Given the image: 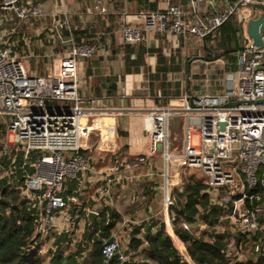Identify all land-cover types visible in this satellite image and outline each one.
<instances>
[{
  "label": "built area",
  "instance_id": "2783aa9c",
  "mask_svg": "<svg viewBox=\"0 0 264 264\" xmlns=\"http://www.w3.org/2000/svg\"><path fill=\"white\" fill-rule=\"evenodd\" d=\"M251 4H264V0H237L235 6L206 24L190 23L180 5L170 4L163 11L145 14L141 27L125 25L122 36L133 44L141 43L147 32L205 39L235 14L245 27L259 13L248 7ZM0 8L12 11L19 22L50 19L53 48L50 54L35 55L50 58L46 73L36 74L30 65L35 56L17 53L18 42L11 40L17 27L0 34V123L6 128L0 150V214L5 192L18 191L21 202L36 215L32 240L40 254L52 258L58 250L57 240L63 237H67L60 248L63 256L78 247L86 253L81 233L88 214L94 213L96 220L103 212L101 205L113 206L115 183L147 165L148 156L119 159L118 128L105 110L94 107L95 100L80 96L79 61L97 55V42H77L71 34L69 46L56 52V33L70 25L66 15L45 12L37 4L26 8L21 0H2ZM260 99H264V49L250 43L237 53V70L226 72L214 90L201 96L172 98L167 105L151 107L144 115L151 137L150 155L161 152L165 163L162 188L166 229L174 233L173 189L179 182L172 178L169 165L176 161L181 170L199 171L212 201L226 208L213 226L202 224L203 230H195L185 222L184 228L212 244L220 243L219 235H227L224 253L231 264H264V103H257ZM175 117L184 123L182 146L173 144ZM92 135L98 140L94 152L105 154L101 159L115 157L100 170H92L86 156L93 151L89 143ZM88 172L95 175V181H89L95 192L85 205L78 184ZM132 225L138 221L122 217L112 235L114 242L105 243L106 261L119 252L124 261L136 263L126 256L119 237L121 230ZM237 234L245 238L240 240ZM186 260L194 264L187 255Z\"/></svg>",
  "mask_w": 264,
  "mask_h": 264
},
{
  "label": "crops",
  "instance_id": "0c3cea01",
  "mask_svg": "<svg viewBox=\"0 0 264 264\" xmlns=\"http://www.w3.org/2000/svg\"><path fill=\"white\" fill-rule=\"evenodd\" d=\"M236 3L237 0H21L23 7L28 8L37 4L45 12L68 17L69 27L56 33V52H61L69 46L71 34L74 31L86 32L87 40L82 38L81 42L92 41L98 44L96 56L79 61V71L82 75L80 96L95 100L94 107L105 110L109 121L118 128L117 155L119 159L130 160L140 155H148L147 165L140 170L127 173V179L115 183L112 190L114 205L106 207L114 208L113 210L119 215L120 211L115 208L118 200L123 201L126 214L133 215L135 210L139 213L145 204L158 200L159 194L163 195L162 200L164 199L162 173L165 163L161 152L150 155L151 137L144 125L146 111L154 106H165L172 98L185 94L201 96L214 90L215 85L221 81L226 72L237 70L238 51L252 43L246 34L247 25L242 26L243 30L238 32L240 48L232 53V56L236 57L233 63L225 56L211 58V51L217 45L215 39H220L216 33L219 28L213 32L211 39L207 40L192 35L183 37L147 32L141 43L134 44L124 41L122 29L125 25L141 27L145 14L163 11L170 4L180 5L190 23L206 24L211 17L227 12ZM1 4L2 0H0V6ZM101 8L105 11L102 12ZM259 14L260 12L258 16ZM233 16H235L233 19L239 23L237 14ZM51 26L50 19L32 18L19 22L12 11H4L0 8V34L2 30L10 31L17 27L11 40L15 42L24 40L28 48L26 55H33L30 53L31 46L28 42L32 37L40 38L38 43L40 47H38L41 50L37 47L40 50L38 54L47 55L53 50L48 32ZM235 47V41H233L232 48ZM17 50L16 45V52L20 53ZM45 73L46 70L40 75ZM176 127L174 131L179 132L180 139L183 140L184 123L180 122V125L178 123ZM89 143L93 151H88L86 156L90 159L92 170H100L113 163L114 156L107 155L101 159V155L105 154L94 152L98 143L95 135L91 136ZM161 165L162 168L159 167ZM173 165L178 169L180 167L176 161L169 165L172 178L179 182L173 189L177 204L178 200H183L181 197L183 180L177 172L172 175ZM195 174L200 176L199 171H195ZM94 176L92 172H88L83 177L84 181L78 184L83 193L81 199L85 205L91 202L90 195L95 192V187L89 182L95 181ZM136 183L146 187L142 191L140 201L137 197L138 201H134L136 198L131 201L134 195L130 196L133 190L129 185ZM134 202L136 205H133ZM101 208L103 209V205ZM87 222L93 221L90 222L87 218ZM138 225H140L139 221ZM133 226L135 225L124 228L119 234L126 252L129 251L127 245L130 244ZM204 227L202 224L193 225L195 230H203ZM159 228L153 226L152 231L155 233ZM141 229L143 236V228ZM166 230L185 259L186 255L189 257L184 242L175 232L172 234L168 228ZM177 238L182 246L179 245ZM84 245L87 249L85 242ZM181 247L184 250H181ZM189 259L191 260L190 257Z\"/></svg>",
  "mask_w": 264,
  "mask_h": 264
},
{
  "label": "trees",
  "instance_id": "16d2710c",
  "mask_svg": "<svg viewBox=\"0 0 264 264\" xmlns=\"http://www.w3.org/2000/svg\"><path fill=\"white\" fill-rule=\"evenodd\" d=\"M234 17L231 16L217 30L216 33L220 39H215L217 45L213 51L210 50L212 52L211 58L217 59L225 56L230 62L235 63L236 57L232 56V53L240 48L238 47L240 45L238 32L242 31L243 27L233 19ZM72 34L77 42H81L82 38H87L84 31H74ZM212 34L208 35L205 40L211 39ZM233 41H235V48H232ZM26 44L24 40L18 41V52H22L21 49L24 53L28 52ZM5 129V125L0 123V150ZM194 172L185 180L183 179L181 193L183 200H178L172 208V212L175 213L172 221L173 230L184 242L188 255L194 264H231L224 253V240L227 235H219L220 243L212 244L205 237L199 239L192 235L183 226L185 222L191 223L192 226L198 224L213 226L226 211L224 205L212 201L206 186L202 184V178ZM4 196L1 204L2 213L0 214V264H129L121 259L119 252H116L107 261L103 253L105 243L116 232L118 224L121 222V216L113 209L103 206V212L99 219L92 223L86 221L85 229L81 233L87 245L85 255L83 249L78 247L67 256H63L60 253V248L62 243L67 240V237H63L57 240L58 250L52 258L48 259L33 247L32 237L36 227L34 212L29 211L21 202L20 192L6 191ZM6 208H10L11 211L7 213ZM18 220H21L20 224ZM153 226H148L143 236L140 227L132 229L129 251L125 252L129 260L136 262L135 264H189L175 247L167 233L165 224L162 223L155 233L152 231ZM237 237L240 240L245 238L240 234H237ZM140 260L143 262H138ZM259 264L262 263L259 262Z\"/></svg>",
  "mask_w": 264,
  "mask_h": 264
},
{
  "label": "rangeland",
  "instance_id": "374dc122",
  "mask_svg": "<svg viewBox=\"0 0 264 264\" xmlns=\"http://www.w3.org/2000/svg\"><path fill=\"white\" fill-rule=\"evenodd\" d=\"M39 39L40 38L35 39L34 37H32L31 39L28 40V42L30 43V46H31L30 47V50H31L30 53H32L34 56L37 55L38 52H40V50H41L39 48L40 46L38 44ZM21 50H22V52H20V53L22 55L23 54L26 55L23 52V49H21ZM47 54H50V52H48ZM49 64H50V58L42 59L40 57L35 56V57H32V60H30V65H31L32 71L36 74H40V73L45 72V70ZM179 125H180V122H179ZM175 129L176 128H173V131ZM179 135H180V133L176 132V131H174L172 134L174 146H182V140L180 139L181 137ZM194 140L196 141L197 138L195 137ZM145 156H148V155H145ZM159 157H160V155H159ZM159 167L162 168V165ZM172 167H173V170H176V171L172 170V175H174V173L177 172V173H179L180 178L182 180L183 179L185 180L186 177H189L194 172V171L191 172L190 170L185 171V170L178 169L175 165H173ZM199 175L202 177L200 172H199ZM130 186L132 187L131 189L133 190V193L130 196L132 197L134 195V198L133 199L131 198V201L134 200L136 197L139 198V201H140V197H142V191L146 187V185L143 186L142 184L136 183V184L129 185V187ZM162 196H160V194H159V196L157 198L158 200L152 201L149 204H145L144 205L145 207L142 209V211H140L139 213H136V210H135L133 215L126 214L125 208H124V203L122 200H118V203L115 204L116 205L115 208H118V210L121 213L120 214L121 217L125 216V217L130 218L134 221H139L141 226L135 225L133 227H139L140 226V228H143V235H144L145 232L147 231L148 226L154 225V227L157 226L159 228L162 223L165 224V217H164V212H163L164 211V199L162 200ZM137 198L134 201H138ZM133 205H136V203L134 202ZM143 225H145V226H143ZM83 247H85V245H83ZM178 247L180 248L179 245H178Z\"/></svg>",
  "mask_w": 264,
  "mask_h": 264
},
{
  "label": "water",
  "instance_id": "95a60500",
  "mask_svg": "<svg viewBox=\"0 0 264 264\" xmlns=\"http://www.w3.org/2000/svg\"><path fill=\"white\" fill-rule=\"evenodd\" d=\"M238 7L241 8L242 4H238ZM249 8H254L260 12L259 16L252 18L248 21L246 26V34L251 40L252 45L258 49H264V4H251L248 5ZM257 103H264V99H260ZM232 105L231 103L228 106ZM180 122L178 117H175L172 122V127L177 128L176 124ZM94 213L88 214V220L92 222L95 219ZM114 242V237H111L106 244H111Z\"/></svg>",
  "mask_w": 264,
  "mask_h": 264
}]
</instances>
